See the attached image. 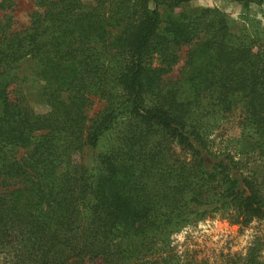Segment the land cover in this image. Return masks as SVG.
Here are the masks:
<instances>
[{"label": "trees", "instance_id": "trees-1", "mask_svg": "<svg viewBox=\"0 0 264 264\" xmlns=\"http://www.w3.org/2000/svg\"><path fill=\"white\" fill-rule=\"evenodd\" d=\"M191 1L37 0L27 27L0 20L8 264H222L177 250L175 234L220 212L242 226L264 219V162L247 174L211 138L240 107L239 152L264 157L262 31L253 19L235 30L218 8L184 7ZM26 59L43 84L40 109L11 97ZM95 98L105 106L90 120ZM16 146L30 150L18 156ZM87 147H102L93 167L82 160ZM225 264H264V236Z\"/></svg>", "mask_w": 264, "mask_h": 264}, {"label": "rangeland", "instance_id": "rangeland-1", "mask_svg": "<svg viewBox=\"0 0 264 264\" xmlns=\"http://www.w3.org/2000/svg\"><path fill=\"white\" fill-rule=\"evenodd\" d=\"M249 1V0H248ZM86 3H95V0H84ZM184 7L194 10L205 7L218 8L230 19L234 29L240 25H249L250 19L255 24L256 29L262 31L261 37L264 40V0H252L249 5L247 0H192ZM37 9V0H15L11 8L0 9V20L8 14L13 19V30H20L31 23L32 13ZM178 8H174L177 10ZM172 9L165 12L170 13ZM187 47L181 51V59L174 67L171 75L176 77L182 69L186 59ZM154 59V64H157ZM19 80L10 89L11 97L22 96L25 101L35 109L44 106L42 98V82L35 78L33 73V63L30 60L22 61L15 69ZM19 86V88H17ZM105 106V101L95 98L87 107L88 119H93ZM241 108L235 109L232 113L222 115L212 127L211 138L217 144L229 145V149L236 159L241 160V166L245 173H253L255 169L262 168L260 164L264 162V157H260L257 152L244 155L240 151V146L236 145L240 137L241 128L239 122L242 119ZM89 120V121H90ZM230 140V141H228ZM30 147L16 146L11 149L12 153L18 156H26ZM102 147H87L82 156V160L87 166L93 167L97 164L98 154ZM259 166V167H258ZM264 173V171H263ZM264 236V219L256 220L247 226L234 224L222 216L221 212L213 217L199 220L196 223H189L179 233L175 234V244L177 250L192 253L194 250L200 251V255L212 258H220L225 264L235 252L244 255L250 245H253L257 237ZM0 264H8L5 255L0 252ZM10 264V263H9ZM89 264H102L100 260H95Z\"/></svg>", "mask_w": 264, "mask_h": 264}]
</instances>
